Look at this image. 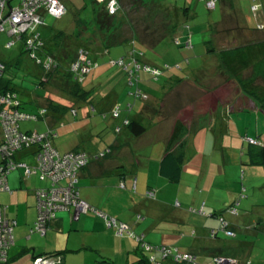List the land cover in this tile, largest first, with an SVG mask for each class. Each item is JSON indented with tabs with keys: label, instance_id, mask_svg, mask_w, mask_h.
Wrapping results in <instances>:
<instances>
[{
	"label": "crops",
	"instance_id": "0c3cea01",
	"mask_svg": "<svg viewBox=\"0 0 264 264\" xmlns=\"http://www.w3.org/2000/svg\"><path fill=\"white\" fill-rule=\"evenodd\" d=\"M193 1L168 0L166 3H170L169 6L171 7L182 5L180 2H184L187 6H192ZM202 1L205 2L206 7L210 11L220 8L222 12L220 20L209 22L210 24L208 25L210 27L211 37L214 36L218 39L217 42H219H216V47L211 49L214 51V55H218L222 49L232 48L240 43L246 44L244 43L246 39H252L250 43L264 41V0H217V2L215 1V5L211 2L214 0H210L211 4L208 2L209 0ZM247 4H250V14L245 10ZM39 13L41 21L35 24V27L38 29L40 24L45 25L46 14L42 10ZM190 27L191 24L189 26L192 40L190 47L185 46L188 39L185 41L187 35L183 31H178L170 42L168 41L162 45V48L159 49L160 52L153 56H147V53L143 50L148 48V46H140L139 43H134L129 47L126 54L132 56L137 55L140 63L149 62L154 65H162L164 63L174 64L172 65L174 67L164 70L162 74L164 81L160 87L156 88L153 85V81H159V78L151 80V76L147 72H141L139 80L133 84L130 82V74L127 73V82L124 88H118L119 81L116 82V80L111 85L102 86L101 82H91L88 84L86 78L83 81V85L94 93L91 101L94 104L93 107L95 110L92 106L89 107V103H82L78 105L81 106V111H83L81 116L78 110L75 116L71 113L74 116L71 120L67 118L63 120L62 112L49 108V113L41 117L38 120L40 122H37L34 128H29L25 131L31 133L33 130H36L43 134L48 129H54L55 132L50 137V142L60 153L74 149H84L93 155V157H90L91 160L88 165L78 173L79 192L82 198L88 203V210L87 212H80L79 214L76 213L75 208L59 211L56 218L50 221L46 233L41 235V232L36 229V220L39 212L35 190L40 185H33L31 188H27L29 190H25L20 186L13 187L8 178V189L2 192H9L11 196L10 202L7 203L5 199L4 202L1 194L0 198L6 207L5 214L17 220V224L14 227L15 242L8 248V264L15 257L24 256L26 253H28L27 256L29 258H32L30 264H33L37 257L46 255H49V257L58 256L59 264H142V262H145L143 259L149 261L151 264H191V262H185L173 254H164L160 247L167 246L166 244H156L151 240L148 241V232L153 230V216L159 207L154 208L149 205L148 207L145 204L146 199L141 198V194H148V190H155L156 193L154 191L152 192L155 196H159L158 199L169 194L165 198L166 200L170 197L175 198L181 196L178 190L181 189L179 182L184 179L186 170L184 168L182 169L181 176L177 181L170 180L161 171V161L166 152L167 141L173 129L174 122L182 114L181 110L188 107L192 111V116L189 117L190 119H185V121L189 122L190 125L187 126L190 128L195 123L196 116L199 114L196 111L197 104L201 106L205 104L206 107L210 108L209 111H206L208 115L205 118L211 119L210 129L215 131V129H218L219 124L225 126L222 120L227 117V112L230 111L229 108L231 110L236 109L233 106L235 102L244 104L245 107L250 106L249 108L255 109L257 113L261 108L250 97L244 95L240 89L235 96H227V98L226 96L222 98V95L218 94L220 88H227L226 86L229 85L234 86L233 82L235 80L229 77V75H227L224 83L220 84L219 81L215 80L209 82L210 88L208 89L199 86L200 80L197 79V76L199 71H201L199 67L203 65V62L195 55L187 56V51L184 52L181 48H190L188 51H193L194 53L196 50H203L202 45L204 44L206 52H209L210 49H208L205 41L206 28H202L199 25ZM193 29L196 31H193ZM199 33H202V35L199 36ZM177 39L181 40L182 43L180 44V41L178 42ZM184 41L185 43L183 44ZM227 45L229 46L226 47ZM100 50L98 49L95 55L100 54ZM141 50L144 51L143 56H140L138 53ZM108 54H110V51H108ZM208 55L210 54L205 53L203 58L206 60ZM215 62L218 64L221 63L218 58L215 59ZM179 64H181V67H179ZM191 64L192 68H190ZM35 66L34 70L31 69V71H35L36 73L38 71V74L43 78V70L37 64ZM120 73L122 72L118 70L116 73L117 78H119ZM149 83L159 91L157 96L148 94ZM138 87L142 88L146 93V100L137 98L133 94V91ZM197 92L199 94H196ZM53 95L54 89L50 90V87L47 86L45 95L41 96L33 93L31 95V101H36L39 109L45 105L47 106V103L50 102V99L47 97H52ZM197 95L199 96L197 97ZM108 98L111 99L109 100ZM68 102L71 104L70 101ZM130 103L133 105L131 110L130 108L127 109ZM117 104H120L123 110L116 119L112 116V108L116 107ZM157 105L162 106L161 108L164 109L167 108L166 116H152L158 110L156 108ZM169 109L171 113L168 112ZM107 112H110L111 119L113 120L110 124L109 136H106L104 128L99 125L98 120L100 118L97 117L101 114L103 117H107ZM104 114L106 115L104 116ZM128 117H136L142 119V121L147 120L145 124L147 126L146 132L141 136H133L123 125V120ZM160 117L166 118L167 121L157 120ZM151 118L154 121L150 124L148 123V119ZM200 118L201 116H199V120H201ZM193 119L194 123L191 121ZM119 124L123 125L121 131H117ZM263 132L257 129V134H252L251 136H258ZM148 134L155 135L157 139L148 140L147 138L145 142V137ZM57 135L65 136L64 143H59L55 140ZM108 145L112 147V153L106 158H99L96 152L105 149ZM187 146H189L190 150L192 149L191 145L188 144ZM173 149L180 150L177 145H174ZM17 157L20 159L25 157L30 158V153L28 150L19 152ZM20 170L21 174L18 175V181L20 182L28 181L32 177H35L34 174L25 177L23 170ZM123 188L130 191V196L133 193V198L131 199L133 211L129 217L127 216L122 219L118 212L113 211L110 205H112L115 192L126 196L125 192L120 190ZM163 189H167L168 193L160 196ZM155 196L153 197L154 200H156ZM191 199L195 201V193L191 195ZM180 201V199L177 200V203H180ZM152 203H150L151 206L158 204V202ZM203 203L206 207L207 203L203 201L201 205ZM146 206L150 209L149 213L147 210V216L143 215L141 213L143 210L140 209ZM179 206H182V203ZM230 208L228 209L231 210ZM96 210L103 212L108 217L110 216V218H115L118 223H127L132 232L137 234V237L129 233L128 235H126L127 233H124L125 235H119L117 228L114 225H109L107 219ZM108 212H111V214ZM203 212L205 213L204 209ZM168 213L178 221V231L182 232L180 244H177L179 251L194 255L198 264H214V262L216 264V261L212 259L222 254L229 257L234 255L237 258L235 259L237 263H242L244 259H247L245 256H249L250 259V252L246 247L241 249V251L236 247L237 243H242L246 246L248 244L247 241L239 240L237 243V239H233L234 242L230 241L232 238L238 237L240 234H245L248 231V229L241 227L242 225L247 226L248 224V221L245 219L246 216H232L228 218L227 215L223 214L232 222V226L237 232L236 236L230 238V236L222 232L217 236L211 234L212 228H216L219 225L217 220L219 214L217 213H213L217 219L211 218L213 214L204 215V217L202 213L201 216L196 217L197 220L195 222L194 219L192 221V219L186 218L188 213L185 210L173 208L171 211L166 212V214ZM198 220H203V223ZM258 223L252 222V225L257 226ZM181 224H185L187 228H182L180 226ZM262 228V224H259L257 227L258 230ZM37 232L39 235L36 234ZM37 236L40 237L38 238ZM175 240L177 239L173 236L170 242ZM145 244H151L153 249L147 251L144 246ZM138 254H141L140 257H138ZM151 256H155V261L152 262Z\"/></svg>",
	"mask_w": 264,
	"mask_h": 264
},
{
	"label": "rangeland",
	"instance_id": "374dc122",
	"mask_svg": "<svg viewBox=\"0 0 264 264\" xmlns=\"http://www.w3.org/2000/svg\"><path fill=\"white\" fill-rule=\"evenodd\" d=\"M64 1L68 7V11L62 17H56L53 14L46 13L45 25H39V29L45 36L50 35L55 30H64L69 34H75V32L80 27L76 22V18L79 15L85 19H92L94 21V11L91 0ZM249 5L250 4H247L245 10L250 14ZM191 7L194 12V16L189 19L191 27H193L194 25H199L202 28H206L205 40L207 44L211 45L213 48L216 47V42L218 39H216L214 36L211 37V32L209 31L210 27L208 25L210 24L209 22H216L220 20L222 16L220 8L210 11L206 7L205 2L202 0H194ZM94 27L95 26L89 25L83 35L82 33L75 34V37L79 38L83 36L84 40H86L87 42L95 39H103L104 37H106L107 39V35H109V33L107 34L105 32L104 34ZM194 30L195 29H193V31ZM117 32L120 33L122 31L121 29H118ZM202 33L204 34L203 31ZM202 33H199L198 35L200 36L202 35ZM123 34L125 35L127 34V32L123 31ZM172 38H166L165 40H163L164 42L162 41L163 43L161 42V44L156 46L155 49L145 48L143 50L147 53V56H153L154 54L159 53V49L162 48V45H164L168 41L170 42ZM9 39L10 37L7 35L6 31L0 35V57L4 58L6 61L11 62L19 54V44L21 42L18 41L15 46L10 47L7 46V41ZM251 40L252 39H246L244 43L251 42ZM106 41H111V39ZM229 45H227L226 47H228ZM130 46L131 45L129 41L114 45L110 48V54L108 55L104 53L95 55V53L92 52L91 56L98 57L100 65L88 74L87 83L89 84L91 82H101L102 86H107L111 85L112 82L116 80V82L119 81L118 88H124L127 82V68L123 66L110 65L106 61H108V59L111 57L117 58L119 57V55L127 56L128 54L126 53L128 52ZM74 47L76 48V46ZM202 47L203 50H196L194 51V53L193 51H188L190 48L182 47L181 49L184 50V52L187 51V56L195 55L197 56V58L201 59L203 65L199 67L201 71H199L197 79L200 80L199 86L208 89L210 88L209 82L215 80L219 81V83L221 84L224 83V80H226L227 77L224 74L225 72L222 69L223 67H221L222 63L218 64L217 62H215V59L217 58L218 60H220V56L214 55L213 50L206 52L204 49V44L202 45ZM144 51L141 50V53H144ZM205 53L210 54L208 55V58L206 60L203 58V55ZM139 55L141 56V54ZM132 58L133 60L140 63L137 55L132 56ZM130 60H128V62ZM23 61L24 63L22 66L17 67L14 64L8 66V68L4 72V78L9 79V81L11 82V86H13L16 91H18L19 96L23 102L20 106V109L25 112H37V102L31 101V95L33 93H36L43 96L45 95L46 88L45 86H40L39 84L40 76L38 75V71L37 73L35 71H31V69L34 70L35 62L29 59L26 55H23ZM190 68H192V64L190 65ZM118 70L122 72L119 74V78L116 77V73L118 72ZM251 71V68L242 71V76H252ZM208 79H210V81H208ZM151 80L155 79L151 78ZM163 81L164 76H160L159 81H153V85L158 88L163 84ZM259 81L264 82V79ZM233 85L234 86H226L227 88L222 87L219 89V91L217 89L218 94L222 95V98L224 96H226V98L227 96H235L240 88L236 81L233 82ZM154 86H151L150 83L148 85V94L151 96H157L159 93V91ZM54 87L52 86V89H54V98H59L61 99V101H57L59 105L55 104L56 106L52 107L51 109L64 108L61 109L63 120H65L66 118L68 120H71L74 116L69 111L70 109L66 108L67 106H65L68 105L69 100L66 98L62 100V98L58 96V92L60 91H57V89ZM196 94L199 93L197 92ZM198 96L199 95H197V97ZM108 99L110 100L111 98ZM233 106L236 109L231 110L228 107L230 111L227 112V117L222 120L225 126H221V124L218 123V129H215V131H212L210 129V124L212 122L211 119L205 118V116L208 115L206 114V111L210 110V108L206 107L205 104H202V106L200 104H197L196 111L199 114L196 116L195 123L194 119L191 120L194 124L190 128L188 127L190 125L189 122L185 121V119H190L189 117L192 116V111L188 107L186 109L182 108V114L177 119L180 120L185 127L188 125V128L186 127V129L184 130L185 134L183 136V139L187 141L185 142V144H189L192 146V149L190 150L189 146L187 145L185 147L186 158L183 168L186 170V174L184 176V179L179 182L181 189H178L181 196L175 198L170 197L166 200L165 198L169 196V194H167V189H163L160 196L165 194L167 195L163 196L160 199H158L159 196H155L156 200H154V196L152 195L153 192L151 190H148V194H141V198L146 199L145 204L147 206L149 205L150 207L154 208L159 207L157 212L153 216V230L148 232L147 239L148 241L151 240L156 244H166L168 248H172L174 251H176L177 244H180V236L182 232L178 231V221L170 216V213L166 214V212L171 211L173 208L177 210H185L188 213L186 215V218H190L192 219V221L194 219L195 222V220H197L196 217L202 215V213H199L202 208L205 211L202 216L211 215L213 213H222L227 215L228 218H231L233 214L229 212L230 210L228 208L233 205V212H238L240 217L246 216L245 219L248 221V225L251 230L247 231L245 234H240L238 237L236 236L232 238L230 241L234 242L233 239H237L236 243L239 240L249 241L246 246L245 244L237 243L236 247L240 251L241 249L246 247V249L250 252V259L252 260V262L255 264H262L264 262V165H249L247 163L246 156L242 152V149L244 148L243 137L246 135V133L250 135H256L257 129L258 131H264V110L260 109V111H258L257 113L255 109L249 108L250 106L245 107L244 104H239L237 102H235ZM242 106H244V110H242ZM161 107L157 105L156 108L158 110L153 113V117L162 115L166 116L167 108L164 109ZM237 107L242 108L238 109ZM78 109L81 116L83 112L81 111V106H78ZM168 112L171 113V110L169 109ZM199 116H201V120H199ZM97 117L100 118V120H98L99 125L104 128L106 136H109V130L111 129L110 124L113 121L111 119L110 112H107V117H103L102 114L98 115ZM157 120H166V118L160 117V119L158 118ZM146 121L147 120H144L143 123L146 124ZM152 121H154L153 118L148 119V123L151 124ZM37 122L40 121L22 120L20 121L21 129L27 131L29 128H34L35 125H37ZM262 135L264 136V132L260 136ZM147 138L148 140L157 139L153 134H148L145 137V142ZM55 140L59 143H64L65 136L57 135ZM102 158H104V156ZM24 159L30 160L29 157H25ZM20 174V169L13 170L9 173L8 178L10 179V183L13 187L20 186L25 190H29L27 188H31L33 185H44L41 181H38L36 177H32V181L28 180L20 182L18 181V175ZM120 190L124 191L126 196L115 192L112 205H110L109 203L108 204L111 206L113 211L118 212V214L123 219L127 216L129 217L131 215V212L133 211V203L131 200L133 198V193H131L130 196V191H127L125 188ZM194 193L196 196L195 201L191 199V195ZM0 194L3 201L5 199L7 203L10 202L11 196L9 195V192H1ZM179 199L181 200L180 203H182V206H179L180 203H177V200ZM203 201L207 203L206 207L205 205H201ZM151 202H158V204L154 205L152 203L153 205L151 206ZM147 206L140 208L143 210V212L141 213L145 216H147V210L148 213L150 210L149 208H147ZM108 213L111 214V212ZM215 216L216 215L213 214L211 218L217 219ZM198 221L203 223V220ZM252 222H259V224H262L263 228L258 230L256 227L251 225ZM243 223L245 224V222ZM180 226L182 228H187L185 224H181ZM36 234L39 235L38 232ZM173 236L177 240L170 242ZM37 237L39 238L40 236ZM141 254H138V257H140ZM27 255L28 253H26L24 256L15 257L9 264H30L32 258H29ZM217 257L225 258L224 264H238L235 260L237 258L234 255L229 257L225 254H222ZM245 258H249V256H245ZM142 264L147 263L142 262Z\"/></svg>",
	"mask_w": 264,
	"mask_h": 264
},
{
	"label": "trees",
	"instance_id": "16d2710c",
	"mask_svg": "<svg viewBox=\"0 0 264 264\" xmlns=\"http://www.w3.org/2000/svg\"><path fill=\"white\" fill-rule=\"evenodd\" d=\"M12 1L14 5H18L19 3H21V0H12ZM61 1L66 7V11L59 16L49 12L45 6H41L38 9V11L40 12L42 10L47 14H53L56 17H62L68 11V7L63 0ZM91 1L93 4L94 21L92 19H85L79 15L76 18V22L80 27L75 32V34L82 33L83 35L86 32V29L89 27V25H92L95 26L94 28L98 29L104 34L105 32L107 34L109 33V35H107L108 36L107 39L106 37H104L103 39L102 38L99 40L95 39L96 41L90 40L87 42L86 40H84L83 36L77 38L75 37L76 35L74 33L69 34L64 30H55L50 35L45 36L43 32L35 26L30 27L27 30V32L11 35L9 34V30L11 28L10 22H7L5 24V30L0 32L1 35L3 32L6 31L7 35L10 37V39L7 41V46L13 47L17 44L18 41L21 42L19 44L20 52L17 55V57H15L11 62L6 61L4 58L0 59V62L4 63L3 71L0 74V94H7V93L15 94L16 98L20 102V105L18 107L19 111L37 116L36 118L33 119L31 118V119H23V120L38 121L41 117L49 113V108L51 109L52 107H55L56 106L55 104L59 105L57 101H61V99L59 98L54 99V95H53L52 97L51 96L47 97L48 99H50V102L47 103V106L45 105L44 107L39 108L38 111L35 113L25 112L20 109V106L22 105L23 102L19 96L18 91H16L15 88L11 86V82L9 81V79L4 78V72L11 64H14L17 67L22 66L24 63L23 55H26L29 59L34 61L35 64H37L40 67V69L43 70L44 73L43 78L41 75L38 74L40 76L39 84L44 85L46 89L47 86H49L50 90L52 89V86L53 87L56 86L54 88H56L57 91H60L58 92L59 95L58 94L57 95L60 96L62 99L66 98L71 102V104L68 103V105L65 106H67L66 108L70 109L69 111L75 116L77 115L79 110L77 108L78 107L77 105L82 103H89V107L94 106L93 102L91 101L94 97V93L92 92V90L87 89L83 85V81L86 80L88 74L94 69V67L96 66L98 67L100 65L98 57L95 58L91 56L92 52L96 53L98 49H101L99 51L100 54L104 53L108 55V51H110V48L112 46L127 41H129L131 46L134 43H139L140 46H148L149 49H154L166 38L174 37L178 31L186 32L185 34L187 35V37H185V41L187 39H188L187 42L190 41V45H187V42L185 43V41L183 42V44L185 43V46L187 47H190L192 45V40L190 36L191 29L189 30V26H190L189 19L192 16H194V12L192 7L187 6L186 4H184V2H181L182 5L171 7L169 6L170 3L168 4L166 3L168 0H115L116 11L114 13H111L109 9L108 1L107 2H99L100 0H91ZM215 1L217 2V0H214V5H215ZM208 2H210V0ZM7 7L8 5H6L5 7L6 10ZM118 29H121L122 32L118 33L117 32ZM123 31H126L127 34L124 35ZM30 38L33 41L32 44L29 43ZM109 39H111V41H106ZM179 41L181 44L182 43L181 40H178V42ZM10 42L13 43L9 44ZM74 46H76V48ZM207 46L208 49H210V51H212L211 49H214L211 45L207 44ZM220 51L221 52L218 53V56H220L219 59L220 62L222 63L221 67H223L222 69L225 72L224 74L226 75V77L227 75H229V77L233 78L237 82L239 88L241 89V92L243 94H246L248 97H250L255 102V104L257 105L259 104V107L262 110H264V82L259 81L264 79V41H257L252 43L249 42L248 44L247 43L238 44L232 48L223 49ZM138 53L142 54L141 56L144 55V53H141V51L140 52L138 51ZM81 54H85L86 60H90L92 62L91 64L92 66L90 70L88 69L83 75V77H80L81 76L80 68H86L87 64L83 62V60L80 58ZM130 59L133 60L132 55L129 54L127 56L122 55L117 58L111 57L108 59L107 62L110 64L112 63L111 65L123 66L127 68L126 71L128 72V74H130L131 84L139 80V76L141 72H147L151 76V78L158 79L160 76H162L165 69L174 67L172 66L174 64L171 63L154 65L149 62L148 63L141 62L142 65L148 64L152 67L159 68L161 72L160 74L156 75L153 74L151 71H146L143 68L137 69L134 64H130L129 66H126L125 62L127 63L128 60ZM120 60H124L125 61L124 64L120 65L119 63ZM76 61L77 62L79 61V65L77 66V68H75V64L77 63ZM179 65H180L179 67H181V64ZM250 68L252 70L251 71L252 76L243 77L242 71H245L246 69H250ZM48 82H50L49 85ZM133 94L136 95L137 98L146 100V93L142 88L139 87L136 88L133 91ZM132 107L133 105H131L130 103L127 109L130 108L131 110ZM242 107L239 108H242V110H244V106ZM60 109H64V108H55L51 110H59L60 112H62V110ZM93 109L95 110L94 107ZM122 110L123 108H121L120 104H117L116 107L112 108V116L117 119L120 116ZM116 111L118 112V114H116ZM105 115L106 114H104V116ZM20 121H19L20 130L24 133H27L21 129ZM123 121H124L123 125L130 131V133L133 136L136 137L141 136L147 130V126L143 123L142 119H138L136 117L133 118L128 117L125 118ZM123 125L119 124L117 126V131L118 130L121 131ZM185 129L186 128L184 124L180 120H177L175 122L172 132L167 141L166 152L161 161L162 174L164 176H167L172 181L179 180L182 173L184 161L186 158L185 156L186 140L183 139V136L185 134L184 133ZM35 131L36 130H33V132ZM54 132H55L54 129H48L47 131L48 135L46 137L47 141H51L50 137L54 134ZM247 137L257 138L262 143L255 144L249 142L246 140ZM243 139H244V150L242 152L247 158V163L249 165H264V136H260V135L251 136L246 134L243 137ZM174 145H177L180 148V150L173 149ZM51 146L54 149H56L53 146V144H51ZM37 147H40V144L33 145L27 149L28 152L30 153V160H25L24 158L23 159L18 158L17 154L19 152L14 155V158L18 162H23L29 166H33L36 163L35 160L36 157L35 155L33 156V152ZM112 151H113L112 147L108 145L106 146L105 149H101L96 153L99 158H102L103 156L106 158L112 153ZM65 153L66 154L86 153L89 157V162L91 160L90 157H93V155L89 154L84 149H74L67 152H63L61 154H65ZM87 165L88 164H86L84 167H86ZM84 167H82L81 170ZM19 168L23 170L25 177H29L25 172V168L23 167L17 166L13 170ZM9 173L7 174V179ZM34 175L36 179L38 180L40 179L39 175L36 174ZM39 181H41L44 185L37 187L35 189L36 192L38 189L51 187L52 180L50 178L46 180L40 179ZM78 181H79V177H78ZM61 182L65 183V179L62 180ZM76 185H77L76 186L77 190L79 192L78 182ZM152 191L156 193L155 190ZM154 193H152L153 196H155ZM36 196H37L36 198L38 205L37 193ZM230 207L231 210L229 212H231L234 217L239 216V213L233 212L232 206ZM199 213H204L203 209L199 211ZM222 219L228 222V226L226 228L222 227L223 224ZM218 221H219L218 227L212 228L211 230V234H213V231L215 232L213 236H217L220 232L230 237L236 236L237 232L235 228L232 226V222L228 220L223 214L218 215ZM252 226L257 228L259 226V223L257 224V226L255 225ZM241 227L244 229H248V231L251 230L248 224L247 226L242 225ZM228 230L232 231L233 234H228L227 233ZM45 233H41V235ZM126 235H128V233ZM247 242L249 243V241ZM216 257L217 256H215V259L212 260L216 261ZM143 261L151 264L149 261L145 259H143ZM238 264H255V263H253L251 259L247 258L244 259L242 263L238 262ZM262 264H264V262Z\"/></svg>",
	"mask_w": 264,
	"mask_h": 264
},
{
	"label": "built area",
	"instance_id": "2783aa9c",
	"mask_svg": "<svg viewBox=\"0 0 264 264\" xmlns=\"http://www.w3.org/2000/svg\"><path fill=\"white\" fill-rule=\"evenodd\" d=\"M107 1L109 2L110 12L114 13L116 11V1ZM212 4L214 5V1H212ZM6 5H8L7 10L5 9ZM41 6H45L49 12L58 16L66 11V7L61 0H21V3L18 5H14L12 0H0V32L5 30L7 22L11 24L9 34L15 35L27 32L30 27L35 26L36 23L41 21L38 11ZM32 42L30 38L29 43L32 44ZM11 43L13 42L9 44ZM187 45H190V41L187 42ZM80 58L87 64L86 68H80V77H83L85 72L88 69L90 70L92 62L86 60L85 54H81ZM124 62V60L119 61L120 65L124 64ZM130 64H134L137 69L143 68L156 75L161 72L157 67H152L148 64L142 65L135 60L125 62L126 66ZM78 65L79 61L75 64V68ZM3 68L4 63L0 62V74ZM19 105L20 102L15 94H0V192L8 189L7 174L17 166L25 168L28 176L36 174L39 175L41 180L50 178L52 180L51 187L38 189L36 192L38 195L39 212L36 229L41 233H45L48 224L56 218L59 211L74 207L77 214L87 212L88 203L79 195L76 184L78 182V173L88 163L89 157L86 153L61 154L51 146L50 141L46 140L47 132L43 134L37 131L32 133L22 132L19 127V121L33 119L37 116L19 111ZM116 114H118L117 111ZM246 140L255 144L262 143L253 137H247ZM36 144H40V147H37L33 152V156L35 155L36 157V163L33 166L18 162L14 158L16 153L26 151ZM64 179L65 183L61 182ZM5 211L6 207L0 198V264H5L9 261L8 248L15 242L14 227L17 224V220L9 218L5 214ZM97 212L107 219L109 225H114L117 228L119 235L129 233L137 237V234L132 232L127 223H118L115 218H110L101 211ZM222 222V227L226 228L228 222L224 219H222ZM227 233L233 234L230 230ZM144 246L147 251L153 249L151 244H145ZM160 249H162L164 254H173L185 262L198 264L194 255L181 252L178 247L176 251L167 246L160 247ZM224 259L223 257H217L216 264H224ZM151 260L152 262L155 261V256H151ZM33 264H59V260L58 256L49 257V255H46L37 257Z\"/></svg>",
	"mask_w": 264,
	"mask_h": 264
},
{
	"label": "bare ground",
	"instance_id": "6f19581e",
	"mask_svg": "<svg viewBox=\"0 0 264 264\" xmlns=\"http://www.w3.org/2000/svg\"><path fill=\"white\" fill-rule=\"evenodd\" d=\"M101 2H107V0H101ZM109 3V2H108ZM115 6H116V3H115Z\"/></svg>",
	"mask_w": 264,
	"mask_h": 264
},
{
	"label": "clouds",
	"instance_id": "9594fccd",
	"mask_svg": "<svg viewBox=\"0 0 264 264\" xmlns=\"http://www.w3.org/2000/svg\"><path fill=\"white\" fill-rule=\"evenodd\" d=\"M142 64V63H141Z\"/></svg>",
	"mask_w": 264,
	"mask_h": 264
}]
</instances>
